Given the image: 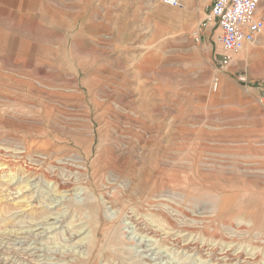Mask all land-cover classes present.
I'll use <instances>...</instances> for the list:
<instances>
[{
  "label": "rangeland",
  "instance_id": "rangeland-1",
  "mask_svg": "<svg viewBox=\"0 0 264 264\" xmlns=\"http://www.w3.org/2000/svg\"><path fill=\"white\" fill-rule=\"evenodd\" d=\"M179 1L0 0V264H264V30Z\"/></svg>",
  "mask_w": 264,
  "mask_h": 264
},
{
  "label": "built area",
  "instance_id": "built-area-1",
  "mask_svg": "<svg viewBox=\"0 0 264 264\" xmlns=\"http://www.w3.org/2000/svg\"><path fill=\"white\" fill-rule=\"evenodd\" d=\"M163 5L182 8L179 0H160ZM261 0H210L209 20L217 26V40L225 55L220 56L216 65L224 69L229 65L227 53H239L257 43L264 30V21L257 17ZM197 41V40H196ZM219 86V79L212 83L213 91Z\"/></svg>",
  "mask_w": 264,
  "mask_h": 264
},
{
  "label": "bare ground",
  "instance_id": "bare-ground-1",
  "mask_svg": "<svg viewBox=\"0 0 264 264\" xmlns=\"http://www.w3.org/2000/svg\"><path fill=\"white\" fill-rule=\"evenodd\" d=\"M23 150H24V149H22V151H20V152L18 151V155H19V156H18V159H19V158L21 159V158H22L21 155H23V153H25V151H23ZM20 162H21V161H20ZM22 162H23V161H22ZM21 171H22V170H21ZM24 171H25V170H24ZM29 177H30V176H29ZM29 177H28V178H29ZM65 184H66V183H65ZM149 201H150V200H149ZM155 209H156V208H155ZM159 210H160V209H159ZM160 212H161V211H160ZM161 213H162V212H161ZM161 217H163L164 221L167 222L169 225L174 226V221H175V220H172L170 217H167L166 215H163V214L161 215ZM171 217H172V216H171ZM173 219H174V218H173ZM263 226H264V225H263ZM186 228H187V227H186ZM230 238H231V237H230ZM185 249H186V248H185Z\"/></svg>",
  "mask_w": 264,
  "mask_h": 264
}]
</instances>
